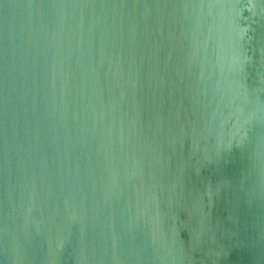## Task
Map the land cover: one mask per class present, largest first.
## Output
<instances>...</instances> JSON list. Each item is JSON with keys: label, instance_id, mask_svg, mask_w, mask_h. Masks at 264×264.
<instances>
[{"label": "water", "instance_id": "water-1", "mask_svg": "<svg viewBox=\"0 0 264 264\" xmlns=\"http://www.w3.org/2000/svg\"><path fill=\"white\" fill-rule=\"evenodd\" d=\"M0 264H264V0H0Z\"/></svg>", "mask_w": 264, "mask_h": 264}]
</instances>
